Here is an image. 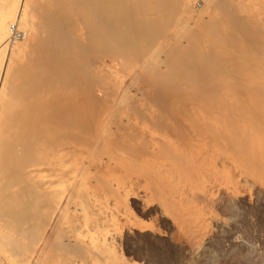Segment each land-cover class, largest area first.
Instances as JSON below:
<instances>
[{"label": "bare ground", "instance_id": "bare-ground-1", "mask_svg": "<svg viewBox=\"0 0 264 264\" xmlns=\"http://www.w3.org/2000/svg\"><path fill=\"white\" fill-rule=\"evenodd\" d=\"M254 187L264 0H0V264H134L136 196L195 250Z\"/></svg>", "mask_w": 264, "mask_h": 264}, {"label": "rangeland", "instance_id": "rangeland-1", "mask_svg": "<svg viewBox=\"0 0 264 264\" xmlns=\"http://www.w3.org/2000/svg\"><path fill=\"white\" fill-rule=\"evenodd\" d=\"M255 188L239 194L231 209L210 208L214 221L193 251L182 223L160 202L130 197L117 224L118 247L134 264H264V193Z\"/></svg>", "mask_w": 264, "mask_h": 264}, {"label": "built area", "instance_id": "built-area-1", "mask_svg": "<svg viewBox=\"0 0 264 264\" xmlns=\"http://www.w3.org/2000/svg\"><path fill=\"white\" fill-rule=\"evenodd\" d=\"M11 30H12V31H14V28H13V26H11Z\"/></svg>", "mask_w": 264, "mask_h": 264}]
</instances>
